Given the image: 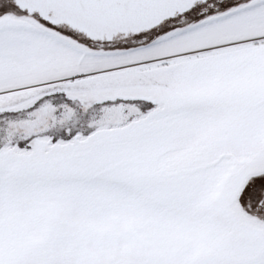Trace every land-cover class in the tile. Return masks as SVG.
I'll list each match as a JSON object with an SVG mask.
<instances>
[{
    "label": "snow or ice",
    "instance_id": "1",
    "mask_svg": "<svg viewBox=\"0 0 264 264\" xmlns=\"http://www.w3.org/2000/svg\"><path fill=\"white\" fill-rule=\"evenodd\" d=\"M0 264H264V0H0Z\"/></svg>",
    "mask_w": 264,
    "mask_h": 264
}]
</instances>
